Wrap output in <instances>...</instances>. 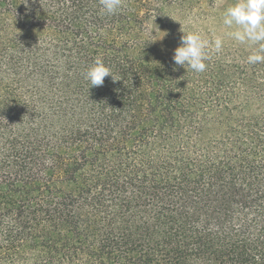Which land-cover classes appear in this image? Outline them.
Listing matches in <instances>:
<instances>
[{
  "label": "trees",
  "instance_id": "1",
  "mask_svg": "<svg viewBox=\"0 0 264 264\" xmlns=\"http://www.w3.org/2000/svg\"><path fill=\"white\" fill-rule=\"evenodd\" d=\"M216 1L0 0V264H264V63Z\"/></svg>",
  "mask_w": 264,
  "mask_h": 264
},
{
  "label": "clouds",
  "instance_id": "2",
  "mask_svg": "<svg viewBox=\"0 0 264 264\" xmlns=\"http://www.w3.org/2000/svg\"><path fill=\"white\" fill-rule=\"evenodd\" d=\"M100 3L102 12L108 15L117 13L122 7V0H100ZM222 24L228 29L225 34L233 41L255 46L247 56L248 64L264 63V0H235L224 9ZM182 32L180 45L174 50L175 65L196 73L204 72L207 67L205 61L210 58L207 49L211 46L213 51L220 52L224 44L222 36L216 35L208 40L198 32ZM108 76L113 82L121 80L113 75L112 69L100 57L95 58L84 73L90 87L103 86Z\"/></svg>",
  "mask_w": 264,
  "mask_h": 264
},
{
  "label": "rangeland",
  "instance_id": "3",
  "mask_svg": "<svg viewBox=\"0 0 264 264\" xmlns=\"http://www.w3.org/2000/svg\"><path fill=\"white\" fill-rule=\"evenodd\" d=\"M235 0H217L216 4H215V10L214 12L216 14H220V16L222 17V13L224 11L225 8H227L230 4L234 3ZM219 21H217V24L220 25L222 22V18L218 19ZM224 27V26H223ZM218 32H225L224 28H221Z\"/></svg>",
  "mask_w": 264,
  "mask_h": 264
}]
</instances>
